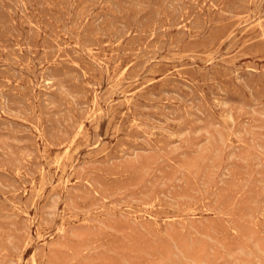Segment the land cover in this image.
I'll list each match as a JSON object with an SVG mask.
<instances>
[{
	"label": "rangeland",
	"instance_id": "obj_1",
	"mask_svg": "<svg viewBox=\"0 0 264 264\" xmlns=\"http://www.w3.org/2000/svg\"><path fill=\"white\" fill-rule=\"evenodd\" d=\"M0 264H264V0H0Z\"/></svg>",
	"mask_w": 264,
	"mask_h": 264
},
{
	"label": "bare ground",
	"instance_id": "obj_2",
	"mask_svg": "<svg viewBox=\"0 0 264 264\" xmlns=\"http://www.w3.org/2000/svg\"><path fill=\"white\" fill-rule=\"evenodd\" d=\"M239 165V164H238ZM231 191V190H230ZM222 200V199H221ZM147 208V207H146ZM118 228V227H117ZM58 238V237H57ZM85 239V238H84ZM78 241V240H77Z\"/></svg>",
	"mask_w": 264,
	"mask_h": 264
}]
</instances>
